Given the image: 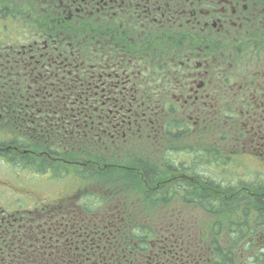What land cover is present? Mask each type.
<instances>
[{"label": "flooded vegetation", "instance_id": "af4514ba", "mask_svg": "<svg viewBox=\"0 0 264 264\" xmlns=\"http://www.w3.org/2000/svg\"><path fill=\"white\" fill-rule=\"evenodd\" d=\"M2 160L0 264H264V0H0Z\"/></svg>", "mask_w": 264, "mask_h": 264}, {"label": "rangeland", "instance_id": "374dc122", "mask_svg": "<svg viewBox=\"0 0 264 264\" xmlns=\"http://www.w3.org/2000/svg\"><path fill=\"white\" fill-rule=\"evenodd\" d=\"M11 168L12 166L7 161L5 160L0 161V185H1L0 186V208L1 209H6V208H9L11 210H13L14 208L21 209V207H19L21 205L17 201L24 204V199L22 196H18V195L24 193V191L27 188V185L30 188H32L35 193H38L37 191L39 189L38 186L41 183V182H37L36 179H31L30 177L27 178V174L24 173L23 171H20L14 168H12L13 169L12 170ZM16 172L20 174H17ZM3 185H8V186H11L12 188H7ZM16 186L25 187V188L19 189V192L17 191V194H18L17 195L15 193ZM5 189H8L10 193H8ZM40 195H41V192H40ZM106 197L108 198L107 195ZM204 214H205L204 211L198 210V212L196 211V213H194V218L198 220H202V221H207L209 219L210 222L215 221V220H218V221L221 220L215 216L209 217V216H205Z\"/></svg>", "mask_w": 264, "mask_h": 264}, {"label": "trees", "instance_id": "16d2710c", "mask_svg": "<svg viewBox=\"0 0 264 264\" xmlns=\"http://www.w3.org/2000/svg\"><path fill=\"white\" fill-rule=\"evenodd\" d=\"M10 165H14V163L11 162ZM179 171H180V169H179ZM181 198L184 200L188 197L183 196ZM145 201H146V203H150V204L153 203L152 204L153 207H155L156 205H162L165 208V207H168L169 204H171L175 201V194L172 195V194H168V193H157V190L154 189V190H152L151 193H145ZM209 214L211 216L223 218V213H221L220 211H211V212H209ZM233 216H234V214H231V217L229 219H233ZM226 218H227V216H226ZM15 250H16L15 252H19L18 249H15ZM18 258H20V260ZM28 259L29 258L26 257L25 255H17V261L18 262H23L25 264L26 261H28Z\"/></svg>", "mask_w": 264, "mask_h": 264}]
</instances>
